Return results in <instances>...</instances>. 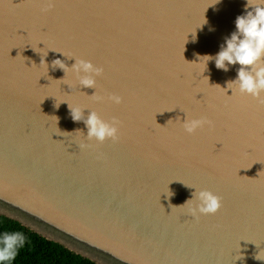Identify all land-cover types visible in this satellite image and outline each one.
<instances>
[{
	"label": "water",
	"instance_id": "water-1",
	"mask_svg": "<svg viewBox=\"0 0 264 264\" xmlns=\"http://www.w3.org/2000/svg\"><path fill=\"white\" fill-rule=\"evenodd\" d=\"M245 3L0 0V214L98 264H264V94L203 57ZM75 58L96 89L52 66ZM69 106L118 139L87 140ZM195 190L220 209L191 217Z\"/></svg>",
	"mask_w": 264,
	"mask_h": 264
},
{
	"label": "clouds",
	"instance_id": "clouds-1",
	"mask_svg": "<svg viewBox=\"0 0 264 264\" xmlns=\"http://www.w3.org/2000/svg\"><path fill=\"white\" fill-rule=\"evenodd\" d=\"M51 2L52 0H49V7H51ZM244 8V14L237 16L235 20V31L226 38L221 50L215 56L206 55L203 57L206 58V65L208 61L214 60L215 67L225 72L229 71L230 65H240L236 79L228 82L227 88L231 89L233 93V86H235V89L241 94L260 98L264 94V0H246ZM212 30L214 29H210V31ZM46 65L48 67L47 63ZM52 66L63 70L65 74L68 71L74 72L79 86L84 88L96 89V77L103 73L101 67H97L90 60L85 59L75 58V63L71 67H68L63 60L56 59L52 62ZM96 98L101 99L100 97ZM109 99L115 104L123 102V97L115 94L111 95ZM70 109L71 118L76 122L83 121L87 127V140L103 142L106 139H118L119 122L117 120L113 119L111 123L106 122L95 111H91L85 118L84 109L72 107ZM205 123L211 124V121L185 119L183 126L187 133L192 134ZM172 195L174 194L172 193L169 197ZM189 203L192 204V207L189 208V215L193 218L198 215L215 214L221 207L220 198L210 191L195 190L192 193V198L185 204ZM26 242L27 238L22 232L0 233V264H12Z\"/></svg>",
	"mask_w": 264,
	"mask_h": 264
},
{
	"label": "trees",
	"instance_id": "trees-1",
	"mask_svg": "<svg viewBox=\"0 0 264 264\" xmlns=\"http://www.w3.org/2000/svg\"><path fill=\"white\" fill-rule=\"evenodd\" d=\"M4 232H22L27 238L12 264H98L0 214V233Z\"/></svg>",
	"mask_w": 264,
	"mask_h": 264
}]
</instances>
